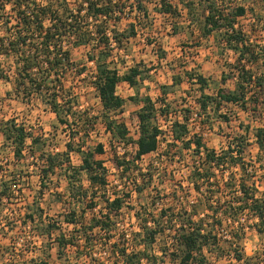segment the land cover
<instances>
[{
  "label": "rangeland",
  "instance_id": "rangeland-1",
  "mask_svg": "<svg viewBox=\"0 0 264 264\" xmlns=\"http://www.w3.org/2000/svg\"><path fill=\"white\" fill-rule=\"evenodd\" d=\"M115 1L118 10H122L121 13L115 7L110 16L100 17L97 21L89 20L93 33L88 45L76 46L71 43L74 39L70 43L64 42L70 53L71 66L64 73L63 88L76 102H72L75 117L72 113L68 116V120L72 122L68 126L60 123L56 114L38 97L28 99L25 92L29 87L17 84L18 73L11 66V60L3 56L0 58V188L4 181H12L10 186L14 190L10 199L0 203V264H39L40 260H47V253L51 254L47 260L49 264H90L91 256L94 258L91 264H114L116 258L110 251L111 244H120L122 234L139 230L140 223L134 216L136 211L151 222L157 219L159 224L156 226L165 229L156 235L150 247V252L157 256H161L163 250L169 253L173 249L175 235L171 226L178 224L177 214H181L186 222L190 215L186 212H194V215L191 214L192 222L199 224L204 230L210 228L215 221L212 210L233 195L229 190L220 189L219 192L214 182L216 178L213 177L210 181L211 189L217 190V194L210 199L212 210L206 208V189L210 185H203L204 191L200 194L192 188L189 182L190 170L192 163L198 158L193 156L190 149L182 150L181 142L170 143L174 122L184 124L188 136H200L208 148L217 152L226 149L230 142L236 144L240 137L245 144L243 156L249 170L244 178L249 186L253 184L256 188V196L264 199V171L261 169L264 156L254 138L255 128L264 125V105L259 102L257 111H252V107L244 111L233 103H222L219 106L213 100L217 98L219 88L235 89L237 79L236 73L231 71V64L235 63L238 53L226 47L220 31H213L208 37L201 36L198 27L190 24L180 0H166L176 5L181 12V16L173 19L160 13L161 0ZM82 2L83 0H78L73 4V8L79 9V25L86 20V8ZM138 2L145 8V15L136 9ZM224 5L246 7V15L237 19V28L246 36L252 49L251 54L246 55L254 62L249 67L258 73H264V0H226ZM6 10H9V6ZM130 23L136 25L135 35L122 38L120 43L111 39L109 45L98 41L100 34L95 29L98 28L101 32L105 29L110 37L115 32H127L129 35ZM7 34L0 29V37L6 39ZM108 49L110 56L107 57ZM99 51H104L107 61L120 74L138 66L144 76L145 82L138 78L136 87L123 84L117 86V95L123 98L124 103L121 108L109 113L111 119L123 123L128 129L132 140L129 144L118 142L104 128L103 110L93 85L96 64L89 60L90 54L96 52L95 55L98 56ZM197 76L203 77L204 85L196 81ZM223 76L226 77L224 84L221 81ZM249 91L248 98L256 97L253 87ZM146 95L154 99L152 100L157 108L161 106L166 110L163 116L157 112V124L164 131L165 137L159 138L156 152L145 155L134 163L133 174L129 172L130 174L123 175L114 168L112 159L124 154L128 157L134 155L133 141L138 136L136 113L143 105L140 99ZM202 95L210 96L213 100L207 103L206 109L200 107L204 99ZM132 96H136L134 98L138 100L130 99ZM11 120L24 126L28 134L39 138L35 145L31 144V137L27 138L22 157L18 159L14 155V144L6 136V125ZM240 124L249 126L248 131L241 128ZM68 142L73 145L72 150L68 151L69 165L75 169H79L82 163L78 147L93 149L97 143H102L104 153L96 157L108 169L109 192H130V196L125 199L121 212L115 219V230L111 233L100 231L86 246H83V240L75 241L78 247L68 245L62 251L63 254L58 256L55 237L60 233L71 235L75 226L62 223V227L54 231L52 236L40 238L34 233L36 230L32 226L21 223L25 213L39 206L43 209L45 223L48 220L58 222L62 220V213L75 208L78 213L83 214L81 221L86 224L92 213L99 216V212L104 210L103 203L97 198L99 189L91 188L84 171H79L76 183L69 185L65 175L67 171L71 172L70 167L67 170L56 169V173L50 176V181L46 180L47 187L39 193L38 175L43 166L42 154L67 151ZM259 158L261 161H258ZM137 168L139 169L135 171ZM230 172L231 170L224 174L215 172L219 188H223L224 180L230 179ZM232 172L235 178L243 173L237 169ZM84 191H88L87 196L96 192L94 200L98 204L94 209L89 205L90 197L81 201L78 196ZM209 192L211 193L210 189ZM192 204L195 206L191 207ZM161 211L164 215L160 217ZM173 215L176 218L173 219ZM221 217L218 213L217 219ZM239 221L243 224L238 229L227 221L214 227L220 242L212 251H205L206 264H247L246 258L256 257L264 251V232L258 233L250 225L254 221L249 213L242 212ZM242 228L244 229L241 230ZM123 239L126 243L125 236ZM237 249L244 255L242 262L233 256ZM172 257H166L164 264H178L177 259ZM142 263L146 264L144 260Z\"/></svg>",
  "mask_w": 264,
  "mask_h": 264
},
{
  "label": "trees",
  "instance_id": "trees-1",
  "mask_svg": "<svg viewBox=\"0 0 264 264\" xmlns=\"http://www.w3.org/2000/svg\"><path fill=\"white\" fill-rule=\"evenodd\" d=\"M78 0H0V29L8 33V38L0 37V58L7 57L11 60V66L17 71V84L26 85L29 89L26 90L25 95L29 99L36 96L47 106L51 111L56 114L58 121L67 126L72 122L68 120V116L72 112L73 103L75 98H71L69 92L64 90L63 81L64 73L71 66V58L69 50L65 48L64 42L71 43L78 46L79 44L88 45L91 40L92 31L89 20L97 21L100 17H108L115 10H118V4L115 0H83V5L86 8V20L77 23V13L79 9L73 8L74 2ZM186 11V15L190 24L195 25L200 30L201 36L208 37L213 31H220L223 41L229 49L238 53V57L234 64H231V71L236 73V86L234 90L228 88H219L217 91L216 100L217 105L222 103H233L238 105L242 110L257 111L259 102L264 105V73H258L252 70L254 62L246 55L251 54L252 49L246 40V36L241 30L237 28V19L246 15V7L244 5H224L226 0H180ZM9 6V10L6 8ZM120 8V7H119ZM134 8V6H132ZM136 9L143 15L146 14L145 8L139 2ZM160 13L167 15L173 19L174 17L181 16V12L177 9L176 5L166 0H161ZM117 19V18H116ZM129 29L131 32L115 34L108 36L106 30L97 28V34L100 40L105 45H109L111 39L120 43L122 38H128L135 35L134 23H130ZM174 27V25H173ZM110 31V30H109ZM104 33V34H103ZM107 33V34H105ZM120 35V36H119ZM90 37V38H89ZM101 45V43H100ZM110 50L107 51V57L110 56ZM96 54V52H95ZM90 54L89 60L94 61L96 64V74L94 76L93 85L97 91L98 98L103 110V123L105 131L110 133L118 142L129 144L132 140L129 137L128 129L123 123H118L115 119H111L109 113L122 107L124 100L116 93V88L119 82L125 81L129 85L136 87L138 78L144 80L138 66L131 67L126 73L120 74L117 68L111 66V62L107 61L104 56V51H99L98 56ZM95 55V56H94ZM1 66V62H0ZM80 71H83L82 69ZM235 71V72H234ZM258 73V74H257ZM35 75V76H34ZM192 75L190 79H192ZM196 81L203 84L205 80L202 76H197ZM222 83L226 82V77H222ZM201 87V86H200ZM253 87L257 93L256 97L252 99L247 97L250 92L249 89ZM20 88V86H19ZM200 103L201 109H206L207 103L212 100L210 96L202 95ZM132 96L133 100H138ZM260 99H262L260 101ZM143 105L136 113L138 119V136L133 141L134 155L128 157L124 154L121 157L114 156L112 163L114 168L121 172V174H132L134 163L140 160L143 156L155 152L158 149L159 136L164 133L162 128L157 124V112L159 115H165L164 109L157 108L155 101L148 95L140 99ZM212 100V101H213ZM163 105H165L163 103ZM108 114V115H107ZM198 115V114H197ZM97 119V118H96ZM94 125V124H92ZM241 128L247 132L249 126ZM6 136L14 144V155L16 158L22 157L23 146L27 138L31 137V144L35 145L38 142V137L28 134L24 126L17 124L11 120L6 125ZM172 142H181L183 149H190L194 157L198 160L192 163L190 170V183L192 188L197 193L204 191L203 185L209 184L206 189L208 195L206 200V208L212 210L210 199L214 198L217 190H212L211 179L216 178V188L229 190L233 195L231 199L224 200L212 210V216L215 215L212 226L208 229H203L199 224L192 222L194 212L190 213L186 222L181 214H177L178 224L172 227L174 231V244L173 249L169 253L163 250L161 256H157L150 252V247L156 239V235L163 232L165 229L159 228V221H150L142 217L137 211L134 213L135 218L139 221V230L131 232L130 234H122L121 242L111 244L112 253L116 260L114 264H164L166 257L177 259L178 264H206L207 256L205 251H212L215 246L219 244L218 236L215 233L214 227L222 225L223 221L235 225L236 229L241 228L242 222L239 221L240 214L249 213L253 218L251 226L255 228L258 233L264 232V199L256 196V188L248 185L244 178V174L248 173V164L245 162L243 156L245 144L240 137L237 139L236 144L229 143L226 149L217 152L215 149L208 148L202 141L200 136H188L187 128L180 122H174L171 129ZM254 138L260 152L264 156V125L255 128ZM32 145L30 148L32 149ZM73 145L71 142L66 143L67 151L56 153H43L41 156L42 167L40 168L39 177V193L43 192L42 189L47 187L46 180L50 181V176L56 173V169L63 168L67 170L69 165V152L72 150ZM33 150H30V152ZM81 154L82 163L79 169L70 167L71 172H66L65 175L69 180V185L75 184V178L78 177L79 171H84L87 174L91 188L94 190L99 189V196L96 192H91L87 196L88 191H84L78 195L82 199L90 197L91 207L93 209L97 206L95 197L99 198V202L103 203V209L97 216L92 213L88 223L82 222L81 217L83 214L78 213L74 208L68 212L62 213V220L49 221L45 223L43 218V209L37 206V209L32 208L25 213L23 218V225L32 226L34 233L37 237H50L54 231L60 229L62 223L67 225H74V231L71 235L66 236L60 233L55 237L58 248V256L68 246H77L75 241L83 240L86 246L89 241H92L97 234L102 232L111 233L116 227V217L124 205L125 199L130 196V192H109L108 169L104 162L96 156L104 153V145L97 143L93 149H82L81 146L77 148ZM258 161H261L259 158ZM137 168L135 171H137ZM234 169L241 170L243 173L238 177H233ZM264 171V165L261 168ZM227 170L232 173L230 179L224 180L223 188L217 185L219 180L215 172L220 171L224 174ZM136 175V174H135ZM123 178V177H122ZM12 182V181H11ZM9 181H4L0 188V203L5 199L8 200L14 195V190L11 188ZM207 187V186H206ZM72 188V187H71ZM209 189L211 193L209 192ZM109 192V193H108ZM216 193V194H215ZM206 195V194H205ZM192 204L191 207H194ZM220 213L221 218L217 219ZM150 214V213H149ZM160 217L164 212H160ZM46 215V214H45ZM152 216V215H151ZM173 215V219L176 218ZM0 221H1V208H0ZM175 221V220H174ZM149 222L151 225H149ZM155 224V226H154ZM14 225V224H13ZM43 227V228H41ZM78 227V228H77ZM242 228L241 230H243ZM39 230V231H38ZM78 232V234L74 233ZM73 233V234H72ZM126 237V243L123 237ZM109 241V238H108ZM119 241V240H118ZM44 243V241H43ZM46 244V243H44ZM130 246V249H128ZM78 247V246H77ZM167 254H166V253ZM51 254L47 253V260ZM234 258L242 262L244 255L241 250L237 249ZM91 263L94 258L92 256ZM47 260H40L39 264H49ZM247 264H264V251L256 257L246 258ZM254 260L255 262H252ZM86 264V263H84Z\"/></svg>",
  "mask_w": 264,
  "mask_h": 264
},
{
  "label": "crops",
  "instance_id": "crops-1",
  "mask_svg": "<svg viewBox=\"0 0 264 264\" xmlns=\"http://www.w3.org/2000/svg\"><path fill=\"white\" fill-rule=\"evenodd\" d=\"M144 81V80H143ZM145 82V81H144ZM121 84H123V85H128V86H130L127 82H125V81H121V82H119L118 83V85H121ZM117 85V86H118ZM129 90H132V87H129ZM117 93V92H116ZM153 99V98H152ZM154 100V99H153ZM152 153V152H151ZM148 155V154H147Z\"/></svg>",
  "mask_w": 264,
  "mask_h": 264
},
{
  "label": "built area",
  "instance_id": "built-area-1",
  "mask_svg": "<svg viewBox=\"0 0 264 264\" xmlns=\"http://www.w3.org/2000/svg\"><path fill=\"white\" fill-rule=\"evenodd\" d=\"M196 115H197V114H196ZM163 136L165 137V134L160 135L159 138H161V137H163ZM158 147H159V144H158ZM157 150H158V149H157ZM157 150H156V151H157ZM156 151H155V152H156ZM191 202H192V201H191ZM149 225H151L150 222H149Z\"/></svg>",
  "mask_w": 264,
  "mask_h": 264
}]
</instances>
